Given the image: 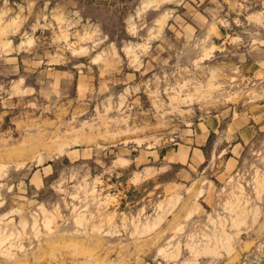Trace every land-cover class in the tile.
Returning <instances> with one entry per match:
<instances>
[{"label": "rangeland", "instance_id": "obj_1", "mask_svg": "<svg viewBox=\"0 0 264 264\" xmlns=\"http://www.w3.org/2000/svg\"><path fill=\"white\" fill-rule=\"evenodd\" d=\"M258 47L264 0H0V264H264V126L227 177L149 156L256 105Z\"/></svg>", "mask_w": 264, "mask_h": 264}, {"label": "crops", "instance_id": "obj_2", "mask_svg": "<svg viewBox=\"0 0 264 264\" xmlns=\"http://www.w3.org/2000/svg\"><path fill=\"white\" fill-rule=\"evenodd\" d=\"M253 49H264L262 47ZM264 126V96L256 105L240 111L229 119L214 116L196 123L194 129L186 133L183 141L175 143L168 149L150 151L151 158L162 159L164 164L175 165L177 175L182 178L190 177L193 172L208 164L216 163L220 156L221 166L216 169V176L227 177L234 169L242 141L253 128ZM212 138V141L210 138Z\"/></svg>", "mask_w": 264, "mask_h": 264}]
</instances>
